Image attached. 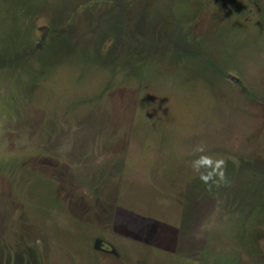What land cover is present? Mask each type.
<instances>
[{"label": "rangeland", "instance_id": "374dc122", "mask_svg": "<svg viewBox=\"0 0 264 264\" xmlns=\"http://www.w3.org/2000/svg\"><path fill=\"white\" fill-rule=\"evenodd\" d=\"M0 264H264V0H0Z\"/></svg>", "mask_w": 264, "mask_h": 264}, {"label": "clouds", "instance_id": "9594fccd", "mask_svg": "<svg viewBox=\"0 0 264 264\" xmlns=\"http://www.w3.org/2000/svg\"><path fill=\"white\" fill-rule=\"evenodd\" d=\"M198 153H205L203 145L195 149ZM226 161L223 158L213 157L211 155H200L198 159L192 162V168L195 172L199 173V179L206 185L219 186L226 182L223 169L225 168Z\"/></svg>", "mask_w": 264, "mask_h": 264}, {"label": "trees", "instance_id": "16d2710c", "mask_svg": "<svg viewBox=\"0 0 264 264\" xmlns=\"http://www.w3.org/2000/svg\"><path fill=\"white\" fill-rule=\"evenodd\" d=\"M49 27V31L48 32H51V33H56V32H59V31H54L55 29H54V27H52V26H48ZM65 28V27H64ZM48 40H50V39H44L43 41H41V43H46ZM51 40H53V39H51ZM46 41V42H45Z\"/></svg>", "mask_w": 264, "mask_h": 264}]
</instances>
